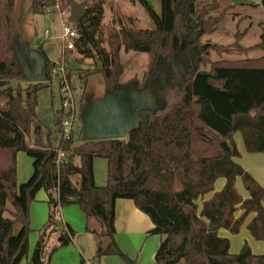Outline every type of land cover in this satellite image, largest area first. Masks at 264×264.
I'll list each match as a JSON object with an SVG mask.
<instances>
[{
    "label": "trees",
    "instance_id": "1",
    "mask_svg": "<svg viewBox=\"0 0 264 264\" xmlns=\"http://www.w3.org/2000/svg\"><path fill=\"white\" fill-rule=\"evenodd\" d=\"M112 1L87 3L72 24L77 34L74 51L97 64L105 93L134 83L138 90H151L158 108L146 112L147 122L124 138L82 141L81 129H74L63 141L60 109L37 111L38 94L52 78L53 61L48 60L44 69L45 82L20 85L26 78L10 33L15 0H0V264H20L26 258L30 205L39 191L47 197L48 221L25 264H49L44 261V231L54 230L58 209L70 205L99 225L98 230L85 228L96 240L95 260L116 256L124 264H137L114 239V204L119 199L131 200L152 222L148 234L162 238L155 264H264V255H253L246 243L230 254L229 240L218 236L220 229L238 234L253 214L247 231L264 243V183L258 184L233 161L239 156L235 133H240L247 153L264 156V55L248 57L252 51L264 52V25L254 46L241 45L245 31L237 32L228 45L203 46L192 35L198 29L203 36L216 32L227 11L211 15L219 9L217 0L198 9L196 0H160L159 12L149 0H129L143 8L151 29L137 28L131 18L127 24L119 19V29L104 27V7ZM53 3L31 0V11L44 14ZM62 5L67 8L65 1ZM18 23L22 24V13ZM121 49L147 55L161 68L122 83ZM211 53L219 59L211 60ZM232 54L242 58H222ZM177 60L183 64L179 71L173 67ZM89 102L79 109V119ZM58 151L65 158L56 167ZM19 152L32 159V174L18 185ZM94 158L107 162L102 187L94 182ZM218 179H224V185L214 192ZM237 179L248 198L239 195ZM209 193L212 196L199 206ZM238 211L241 215L235 218ZM60 238L61 247L70 244L62 231Z\"/></svg>",
    "mask_w": 264,
    "mask_h": 264
},
{
    "label": "rangeland",
    "instance_id": "2",
    "mask_svg": "<svg viewBox=\"0 0 264 264\" xmlns=\"http://www.w3.org/2000/svg\"><path fill=\"white\" fill-rule=\"evenodd\" d=\"M80 3L84 0H75ZM154 10L159 12L160 0H149ZM211 0H196L195 8L208 5ZM219 9L211 15H218L227 8L224 19L218 25L216 32L209 36H203L202 30L198 29L192 38L195 41L200 42L201 45L207 46L209 44L228 45L234 41L235 34L237 32H244L245 35L241 39V45L244 47H251L257 44L260 40L261 26L264 25V5L260 0H217ZM231 6H230V5ZM52 6V5H51ZM22 13V24L18 23V17ZM136 19V27L140 29H151L153 27L152 22L147 17L143 8L139 5H135L129 2V0H113L110 4L104 7V27H115L117 26L118 20L121 19L125 24L128 23V19ZM20 33V37L24 38L31 48L40 49L47 59H50L52 53L56 51L60 54L62 51V41L59 38L61 31L62 20L57 12L44 13V14H33L31 11V0H15V10L13 12V20L16 21ZM67 19V17H63ZM63 20V21H64ZM127 21V22H126ZM12 23V21H11ZM23 34H22V32ZM201 31V34L195 38V35ZM264 52L252 51L248 57L256 58L263 56ZM225 60H233L242 58L239 55L232 54L230 56H222ZM210 59L215 61L219 58L214 53L210 54ZM120 63L123 68V74L120 78L122 83L130 82L131 80H139L141 76L150 71L160 69L159 63H152L149 56L138 54L134 52L124 53L121 49ZM176 63V62H175ZM66 74L72 87V93L74 97L76 107V119L75 127L76 131L81 129V119H79V109L86 101H93L104 96L105 85L102 76L95 71L98 68L97 64L92 60L82 59L76 51H70L65 56ZM183 64H180L178 71L182 68ZM52 78L50 81H44L45 87L42 88L38 94V109L39 113H45L51 108L53 110L60 108V96L58 93V81L57 77ZM43 82V81H42ZM42 82H21L22 87H26L29 84H36ZM44 84V83H43ZM10 85L16 86V82H11ZM78 129V130H77ZM126 137V136H125ZM124 138V137H123ZM16 165L18 169L17 180L20 183L25 182L32 174V159L26 156L25 153L19 152L16 155ZM94 174L98 183L104 185L106 182V162L102 158H96L94 160ZM236 182L239 186L236 188L237 191H243L244 188L240 179ZM245 191V190H244ZM243 191V192H244ZM44 194L43 191H39L36 194L34 202L30 205L38 207V198ZM66 206L64 208H67ZM55 215L56 228L50 227L45 232V241L47 242L46 250L50 253L53 247L58 245V238L61 234V209ZM29 227L30 232L28 234V252L26 258H24L20 264H25L27 259L31 256L34 245L37 241V230L38 225L36 221L31 220L29 211ZM18 228V227H17ZM16 228V230H17ZM85 231V229H84ZM86 232V231H85ZM87 233V232H86ZM246 235L249 237L248 231ZM243 233L236 236L239 241L236 253L240 250V243H244ZM256 243L264 245L263 242L254 241ZM234 249V246L232 247ZM57 257L65 259L68 262L74 260V255L71 252V247L66 246L62 249ZM49 255V254H48ZM48 256H44V261H47ZM56 259V256H55ZM80 258L77 259L75 264L79 263ZM86 262V261H84ZM90 262V260H89Z\"/></svg>",
    "mask_w": 264,
    "mask_h": 264
},
{
    "label": "crops",
    "instance_id": "3",
    "mask_svg": "<svg viewBox=\"0 0 264 264\" xmlns=\"http://www.w3.org/2000/svg\"><path fill=\"white\" fill-rule=\"evenodd\" d=\"M11 21L14 22L13 15ZM31 49H36V48H31ZM38 50L40 49L38 48ZM54 111H58V109H55ZM233 141L239 154L237 158H233V161L238 165H240L246 172H248L258 184L262 185L264 183V156L262 154L247 153L245 151L240 133H235L233 135ZM95 159L96 158L93 159L94 182L96 186L102 187L105 184L102 185L98 183L96 180V175L94 174ZM75 163L78 164V160H75ZM106 167H107V162H106ZM17 176H18V169L16 165L17 184L19 185L24 183V182L20 183V180H17ZM76 180L77 178H73L71 179V182L75 183ZM223 185H224V179L216 180L214 183V192H219L222 189ZM238 186L239 184L236 182L235 187L237 188ZM243 191L238 190L239 195L242 197V199L248 198L247 192L246 191L243 192ZM212 194L213 193H209L203 196L202 200H199L197 204L200 206L201 202L208 200L212 196ZM48 215H49V207L47 203L46 194L44 193L42 196L38 198V207H33V205L30 207L31 220L33 221L35 220L38 225L37 240L40 236L41 229H43V227L46 225L48 221ZM240 215H241V211H238L235 213L234 217L238 218ZM253 217H254L253 214L247 216L238 234L236 235H231L228 231L223 229L218 230L219 237L226 238L229 240L230 254L233 255L237 254L236 251H237V247H239L238 246L239 241L236 239V236H239L243 233V237H245L244 243H246L249 246L251 253L255 256L264 255V245L262 246V244L254 242L255 240L250 236V234L249 237L246 235L247 225L250 223ZM114 218H115L114 239L119 249L130 259L135 260L137 264H155L154 261L155 253L162 241V238L159 236L148 234L149 231L153 228V224L148 218V216L140 212L134 206V203L131 200L119 199L116 200L114 204ZM60 219L62 222H61V227L59 229L62 231L63 234L67 236V238L70 239V244H68L67 246L71 247V252L74 255V260L68 262L65 259L57 257L60 253H62L63 251L62 249L66 247V246L61 247L59 245L61 241V238L59 236L57 241L58 245L53 247L50 253L46 250L48 241H45L44 256L46 257L48 256L47 261L49 264H75L78 258H80L79 263L82 261L84 262L90 260L92 264H124L116 256H105L100 258L99 260L94 259L95 250H96V240L92 234L86 233L84 229L86 228V225H89V227L92 230H98L99 225L94 220H87L76 205H70L67 208L61 209ZM69 230L72 232V235H70ZM243 244L240 243L241 247L243 246ZM233 246L234 249L232 248Z\"/></svg>",
    "mask_w": 264,
    "mask_h": 264
},
{
    "label": "water",
    "instance_id": "4",
    "mask_svg": "<svg viewBox=\"0 0 264 264\" xmlns=\"http://www.w3.org/2000/svg\"><path fill=\"white\" fill-rule=\"evenodd\" d=\"M89 1L78 3L75 0H65L69 8V23L74 24L81 17ZM10 33L26 81H45L44 69L48 60H55L56 51L47 59L40 50L31 49L25 38L20 37L17 20L10 24ZM200 34L201 31H198L195 38ZM157 108L149 88L138 90L134 83L118 87L87 104L81 115V139L95 141L123 138L141 123L147 122L146 112H154Z\"/></svg>",
    "mask_w": 264,
    "mask_h": 264
},
{
    "label": "built area",
    "instance_id": "5",
    "mask_svg": "<svg viewBox=\"0 0 264 264\" xmlns=\"http://www.w3.org/2000/svg\"><path fill=\"white\" fill-rule=\"evenodd\" d=\"M63 1L65 0H54L52 6L45 8L44 13L57 12L62 20L61 31L59 38L62 41V51L60 54L56 53L55 60L53 61L52 74L53 77H57L58 81V93L60 96V127L59 135L60 138L65 141L70 137L71 132L75 129V119H76V107L74 102V97L72 93V87L70 86L69 79L66 74L65 65V53L67 51L74 50V39L77 37L76 31L73 29L72 24L68 22L69 8H63ZM264 5V0H260ZM66 3V2H65ZM67 19H63V17ZM64 20V21H63ZM2 103H0V107ZM65 158L64 153L58 151L55 158V165L58 167L62 160ZM84 264H92L89 261L84 262Z\"/></svg>",
    "mask_w": 264,
    "mask_h": 264
},
{
    "label": "flooded vegetation",
    "instance_id": "6",
    "mask_svg": "<svg viewBox=\"0 0 264 264\" xmlns=\"http://www.w3.org/2000/svg\"><path fill=\"white\" fill-rule=\"evenodd\" d=\"M175 62L173 63V67L175 68L176 71H178V68L180 67V64L182 63V60H177Z\"/></svg>",
    "mask_w": 264,
    "mask_h": 264
}]
</instances>
